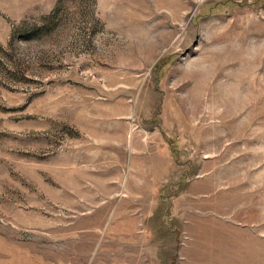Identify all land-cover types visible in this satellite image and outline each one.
<instances>
[{
	"label": "rangeland",
	"instance_id": "374dc122",
	"mask_svg": "<svg viewBox=\"0 0 264 264\" xmlns=\"http://www.w3.org/2000/svg\"><path fill=\"white\" fill-rule=\"evenodd\" d=\"M0 264H264V0H0Z\"/></svg>",
	"mask_w": 264,
	"mask_h": 264
},
{
	"label": "bare ground",
	"instance_id": "6f19581e",
	"mask_svg": "<svg viewBox=\"0 0 264 264\" xmlns=\"http://www.w3.org/2000/svg\"><path fill=\"white\" fill-rule=\"evenodd\" d=\"M233 240V239H232ZM238 249V248H237Z\"/></svg>",
	"mask_w": 264,
	"mask_h": 264
}]
</instances>
